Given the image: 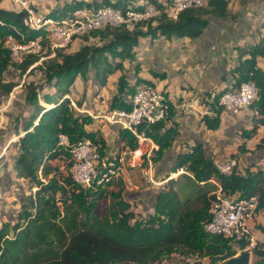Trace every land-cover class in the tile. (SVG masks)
Wrapping results in <instances>:
<instances>
[{
	"label": "trees",
	"instance_id": "obj_1",
	"mask_svg": "<svg viewBox=\"0 0 264 264\" xmlns=\"http://www.w3.org/2000/svg\"><path fill=\"white\" fill-rule=\"evenodd\" d=\"M152 1L163 6L156 0ZM103 4L125 8L127 2L105 0ZM227 4L228 0H207L202 6L182 10L175 19L162 13L137 23L132 29L107 27L93 32L103 39L100 45L84 42L75 50L57 48L51 56V51L47 50L43 58L40 54H25L19 62L12 61L10 49L5 44L7 35L13 33L21 40L14 30L16 27L26 34L27 40L37 37L41 29L27 30L22 25L24 9L0 7V19L3 21L0 24V89L8 93L16 85L14 80L5 79V73L11 66L19 69L20 73L35 68H40L43 73V80L25 84V100L31 105V110L23 122L22 133L19 135L17 131L18 137L13 142L16 147L12 163L15 175L27 179L31 189H35L22 197L21 210L12 224L10 221L0 223V264H161L172 254L184 259L194 258L195 264H216L234 255L235 250L228 238L210 234L203 228L215 196L213 193L208 195L207 190L217 187L210 182L214 179L224 193L237 192L243 197L257 195L258 208L264 209L262 170H246L244 174L217 172L211 157L204 154L202 143H196L190 150L176 156L170 171L179 172L183 167L185 171L181 173L196 184L200 181L204 185L210 183L201 195V205L189 207L181 202L176 189H160L153 212L146 217L137 216L131 201L123 195L125 182L122 178L112 179L94 190L83 188L72 177L69 170L72 162L70 145L82 137H90L99 143L103 152L107 141L100 128L89 130L86 127L94 118L79 111L66 96L76 76H85L88 70H93V79L98 85H106L111 73L123 70V59L135 57L134 46L139 36L160 33L195 37L207 25L208 13L227 15ZM86 5L89 4L83 0H73L55 8L50 14L64 15ZM260 51L264 53V49H253L251 57L239 62L235 69V85L251 80L257 89L250 105L260 117L254 118L250 128L242 130L244 137H251L258 124L264 123V70L254 67L255 54ZM117 83L118 91L112 96L109 108H128L130 103L126 102L123 93L131 95L135 84L128 83L124 72L119 75ZM45 87L54 88V92L41 93ZM40 99L45 105L39 102ZM75 103L81 106V100H75ZM219 111L213 117L204 116L208 128L218 127ZM139 128H143L158 146L151 155L152 162L162 157L177 134L172 122L167 125L157 121L148 126L142 124ZM118 133L121 147L138 144L135 136L125 128H120ZM60 134L66 135L69 145L60 142ZM263 142L264 137L261 139ZM238 149L244 151L245 145L240 144ZM145 165H148L147 160ZM110 185L115 188L108 189ZM259 226L264 232V226ZM10 228L14 229L13 236ZM260 244L264 247V241ZM244 245L245 242H241L240 246ZM254 253L262 255L257 264H264V248L258 247ZM204 257L208 258L207 263L202 260Z\"/></svg>",
	"mask_w": 264,
	"mask_h": 264
},
{
	"label": "crops",
	"instance_id": "obj_2",
	"mask_svg": "<svg viewBox=\"0 0 264 264\" xmlns=\"http://www.w3.org/2000/svg\"><path fill=\"white\" fill-rule=\"evenodd\" d=\"M71 1L73 0H54V4L58 8ZM83 1L89 4L86 6L96 7V5H104L105 0ZM125 1L127 4L140 5L145 0ZM156 1L163 3L166 0ZM0 7L17 9V6L9 8L5 0H0ZM227 8L228 13L225 16L208 13L207 25L195 37L177 34L167 36L160 33L139 36L138 43L134 46L135 57L123 59V70L111 73L104 86L98 85L96 80L92 83L89 80L85 87L79 86L81 75L78 74L69 93L77 100L82 92L85 93L79 110L91 113L94 118L93 122L86 127L89 130L100 128L106 137L107 148L111 151L121 147L119 125L107 123L103 114L107 111V108L106 110L104 108L107 106L106 102L108 110L110 109L112 96L118 91V77L124 72L128 83L134 85L139 80L148 81L162 90L170 102L169 121L176 126L177 134L171 146L164 150L162 157L152 162L155 177L166 172L179 153L190 150L196 143H202L207 157L215 153L234 156L237 161L236 171L240 174H244L246 170L260 169L264 175V142L261 143L264 137V123L258 124L256 132L251 137L241 135L242 130L250 128L254 118L260 117V114L252 105L240 113L233 114L224 108L220 109L216 104V96L235 82V69L239 62L250 58L253 49L260 48L264 38V0H228ZM254 62V67L264 70V53H256ZM69 93L66 95L70 96ZM129 96L130 94L123 93L126 102H129ZM100 108L104 112H101ZM218 111L220 117L218 127L208 128L203 119L204 116L213 117L218 114ZM16 138L17 135L10 140L13 141ZM258 143L261 144L257 145ZM240 144L245 145L244 151L238 149ZM182 171L183 169L175 174L171 173V176H176L175 181L183 175ZM212 180L214 183L217 182ZM214 190H212L213 194ZM210 191L207 194L211 193ZM148 192L147 188H137L130 192L133 193L131 200L141 203L142 197ZM153 194L157 196L158 192ZM256 223L264 226L263 208L257 209L250 222L257 240L263 242L264 232L255 227ZM252 256L258 257V255ZM252 256L251 261L256 260L252 259ZM187 260L190 259L172 254L161 264H190L191 261L186 263ZM202 260L208 262L203 258Z\"/></svg>",
	"mask_w": 264,
	"mask_h": 264
},
{
	"label": "built area",
	"instance_id": "obj_3",
	"mask_svg": "<svg viewBox=\"0 0 264 264\" xmlns=\"http://www.w3.org/2000/svg\"><path fill=\"white\" fill-rule=\"evenodd\" d=\"M13 2L18 3L17 9L26 11L22 25L27 30L41 29L37 37L27 40L26 34L16 27L14 30L21 40L13 33L7 35L5 44L10 49V56L14 62L21 61L25 54H40L43 58L47 50L51 51V56L55 49L66 48L75 38L89 35L97 30L119 26L132 29L137 23L162 13L175 19L182 10L206 3L205 0H166L163 1V6H158L152 0H145L140 5L127 4L125 8L107 4L99 7L82 6L64 15L56 13L58 16H53L38 12L25 0H13ZM0 24H3L1 19ZM233 84L228 85L220 93L217 104L237 114L249 107L256 97L257 89L251 80L242 81L238 85H235V82ZM72 103L79 109L74 101ZM129 103L128 108L107 110L103 118L107 123H117L133 134L138 143L135 147L126 145L116 151L105 148L102 152L99 143L90 137H82L70 145L72 162L69 170L74 180L83 188L95 190L112 179H124L127 175L125 165H138L143 170L141 162L145 159L148 162V170L144 169V173L152 172L151 152L157 148V144L139 126L142 124L148 126L157 121L169 124L170 102L162 90L148 81L141 80L135 85ZM90 115L92 116L91 113ZM60 142L69 145L65 134H60ZM144 144L148 147L144 148ZM211 159L217 172L230 174L237 170V161L231 154L215 153ZM149 181L157 184L163 180L155 179L151 173ZM215 184L217 188L209 206V216L203 223L204 230L228 238L235 254L242 249H248L251 255L254 254L260 244L252 232L250 222L258 209V196L251 194L243 197L237 192L224 193L221 185L217 182ZM241 242H245L244 247L240 246ZM249 264H257V261H250Z\"/></svg>",
	"mask_w": 264,
	"mask_h": 264
},
{
	"label": "rangeland",
	"instance_id": "obj_4",
	"mask_svg": "<svg viewBox=\"0 0 264 264\" xmlns=\"http://www.w3.org/2000/svg\"><path fill=\"white\" fill-rule=\"evenodd\" d=\"M25 1L29 4L35 5L38 12L40 11L43 13H51L52 10L57 8L56 4H54V0L52 1L25 0ZM5 2L10 6L9 8H15L16 6H18V3H14L13 0H5ZM48 2H53V3H48ZM49 7L50 9H47ZM84 42L100 45L101 43H103V39L99 37V34H94V33H91L89 35H82L80 37L75 38L71 42V44L67 46L66 50H75L79 47L80 44ZM260 49H264V38L261 42ZM115 60L118 59L116 58ZM39 61L40 60H38L37 62ZM6 78L7 79L10 78L14 80L16 82V85L8 93H5L0 89L1 92V96H0V101H1L0 102L1 103L0 104V179H1L0 223L4 221H10L12 224L16 220L17 214L21 210L20 201L22 197H25L31 192H33L35 187L31 189L27 179L19 178L15 175L14 173L15 171L12 168V163H13V157L16 154V147L13 145L14 140L11 141L10 138L14 137L17 134V131H19V135L22 133L23 122L26 121L27 117L29 116V111L31 110V105L27 103V101L25 100V94H26L25 84H27V82L29 81L39 82L43 80V73L42 70H40V68H35L32 69L31 71L26 70L25 73H20L19 69L14 68V66H11L8 69V71L5 73V79ZM80 80L81 82L79 86L85 87L86 85H88L89 80L92 83L94 80L93 70H88L85 76L81 75ZM47 91L54 92V88L45 87L41 91V93ZM81 94H82L81 97L78 99L81 100V102H83L85 93L82 92ZM69 95L70 96H68V98L70 99L71 103L72 101L75 102V100H77L74 98V95H71V93H69ZM39 102L41 104H44L42 99H40ZM105 104L107 106L104 108L105 110L106 108L108 110V103L106 102ZM78 107L81 108L82 105ZM99 110H101V112H104L102 111L103 110L102 108H100ZM16 126H18L17 130H16ZM147 147L148 145L144 144V148ZM153 151L151 152L152 154ZM145 161L146 159L141 162V166L143 170L144 169L148 170V165H145ZM125 168L127 169V173H126L127 175L124 177L125 188L123 190V195L129 201H131L132 209L135 211L137 216L140 217H146L148 214H151L153 212L154 210L153 206L155 204V198H156V195L153 194V192H158L160 189L177 188L178 194L181 198V202L184 205H187L192 208H196L201 205V201H202L201 195L205 190L209 188V184H210V183H206L205 185L202 183L196 184L189 176H187L184 173L183 175L178 177V180L175 181L174 178L176 176H171L172 171L168 169L170 167L166 169V172H162L161 174H158L156 177L154 176L155 168L154 171L152 170V172L148 171V174L144 173V171L141 169L140 166L130 167L128 165H125ZM151 173L155 179L160 181L163 180V181L159 184L149 181V174ZM210 182L213 181L211 180ZM112 186L113 185L108 186V189L115 188ZM137 188L139 189L147 188V190L149 191L148 193H146V195L142 197L143 201L141 203L139 201L134 202L133 200H131L133 193L130 192H133ZM210 189L211 187L207 190V192H209ZM214 189L215 188L211 189L210 191L211 193H209L208 195L212 194L213 192L212 190ZM259 224L260 223H256L255 227L261 229ZM13 234H14V229L10 228V235L13 236ZM253 258L255 257H252V259ZM189 259L190 260H187L186 263H189L191 261L190 264H195L194 258H189ZM203 259L208 261V259L206 258ZM255 259L259 260V257H256Z\"/></svg>",
	"mask_w": 264,
	"mask_h": 264
},
{
	"label": "water",
	"instance_id": "obj_5",
	"mask_svg": "<svg viewBox=\"0 0 264 264\" xmlns=\"http://www.w3.org/2000/svg\"><path fill=\"white\" fill-rule=\"evenodd\" d=\"M120 128V126H119ZM251 259V252L248 249H243L237 253V255H232L231 257L222 260L216 264H249Z\"/></svg>",
	"mask_w": 264,
	"mask_h": 264
},
{
	"label": "clouds",
	"instance_id": "obj_6",
	"mask_svg": "<svg viewBox=\"0 0 264 264\" xmlns=\"http://www.w3.org/2000/svg\"><path fill=\"white\" fill-rule=\"evenodd\" d=\"M49 14H50V13H49ZM51 15H52V14H51ZM128 29H129V28H128ZM139 81H141V80H139ZM139 81H138V82H139ZM138 82H137V83H138ZM137 83H135V85H136ZM219 95H220V94H219ZM219 95H218V97H219ZM130 96H131V95H130ZM130 96H129V97H130ZM218 97H217V99H218ZM216 104H217V100H216ZM217 105H218V104H217ZM218 106H219V105H218ZM249 106H250V105H249ZM77 107H78V106H77ZM219 107H220V109L222 108L221 106H219ZM78 108H79V107H78ZM170 109H171V106H170ZM78 110H79V109H78ZM79 111H80V110H79ZM169 119H170V118H169ZM169 122H170V121H169ZM169 122H168V123H169ZM167 125H168V124H167ZM120 128H121V127H120ZM157 147H158V146H157ZM211 157H212V156H211ZM178 169H179V168H178ZM178 169H177V170H178ZM181 169H183L182 172L185 171L183 167H181ZM177 170H176V171H177ZM172 172H174V171H172ZM172 172H171V173H172ZM123 180H124V179H123ZM211 180H212V179H211ZM212 181H213V180H212ZM200 183H202V181H200ZM157 184H159V183H157ZM259 244H260V241H259ZM244 246H245V245H244ZM260 247H261V248H264L261 244H260ZM242 250H243V249H242ZM234 255H237V253H236V254L234 253ZM252 255H255V253L252 254ZM252 255H251V256H252ZM252 257H253V256H252ZM258 257H259V259H261L262 255H258ZM250 261H251V259H250ZM254 261H257V260H254Z\"/></svg>",
	"mask_w": 264,
	"mask_h": 264
},
{
	"label": "bare ground",
	"instance_id": "obj_7",
	"mask_svg": "<svg viewBox=\"0 0 264 264\" xmlns=\"http://www.w3.org/2000/svg\"><path fill=\"white\" fill-rule=\"evenodd\" d=\"M176 173V172H175ZM175 173H173V174H175Z\"/></svg>",
	"mask_w": 264,
	"mask_h": 264
}]
</instances>
